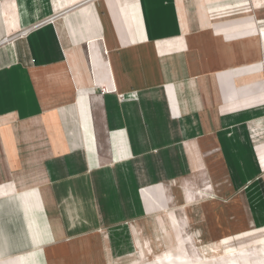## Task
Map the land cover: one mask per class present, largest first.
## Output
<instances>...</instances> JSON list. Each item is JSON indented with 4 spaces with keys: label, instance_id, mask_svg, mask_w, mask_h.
Instances as JSON below:
<instances>
[{
    "label": "crops",
    "instance_id": "1",
    "mask_svg": "<svg viewBox=\"0 0 264 264\" xmlns=\"http://www.w3.org/2000/svg\"><path fill=\"white\" fill-rule=\"evenodd\" d=\"M179 211L264 236V0H0V264H109L127 227L192 260Z\"/></svg>",
    "mask_w": 264,
    "mask_h": 264
},
{
    "label": "rangeland",
    "instance_id": "2",
    "mask_svg": "<svg viewBox=\"0 0 264 264\" xmlns=\"http://www.w3.org/2000/svg\"><path fill=\"white\" fill-rule=\"evenodd\" d=\"M184 218V213H181V226L176 227L174 223L172 226L183 231L187 242L185 250L194 261L178 260L175 263H167L165 257H157L155 253H160L170 245L168 234L158 231L138 233L127 227L124 231L114 233L115 247L109 257V264H264V243L255 246L264 241V236L259 235V231L211 239L200 226H187ZM211 244L221 246L228 254L220 257L211 249ZM143 249L147 251L145 254L142 253Z\"/></svg>",
    "mask_w": 264,
    "mask_h": 264
},
{
    "label": "built area",
    "instance_id": "3",
    "mask_svg": "<svg viewBox=\"0 0 264 264\" xmlns=\"http://www.w3.org/2000/svg\"><path fill=\"white\" fill-rule=\"evenodd\" d=\"M36 26H38V25H36ZM6 40H8V38H7ZM103 90H104V89H103ZM121 98H123V95H121Z\"/></svg>",
    "mask_w": 264,
    "mask_h": 264
},
{
    "label": "bare ground",
    "instance_id": "4",
    "mask_svg": "<svg viewBox=\"0 0 264 264\" xmlns=\"http://www.w3.org/2000/svg\"><path fill=\"white\" fill-rule=\"evenodd\" d=\"M227 254V253H226Z\"/></svg>",
    "mask_w": 264,
    "mask_h": 264
}]
</instances>
